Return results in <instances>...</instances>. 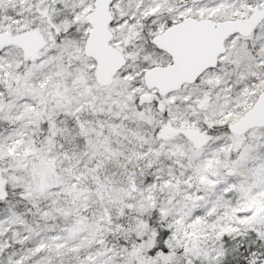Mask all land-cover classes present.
Returning <instances> with one entry per match:
<instances>
[{
    "label": "snow or ice",
    "instance_id": "6c2138e0",
    "mask_svg": "<svg viewBox=\"0 0 264 264\" xmlns=\"http://www.w3.org/2000/svg\"><path fill=\"white\" fill-rule=\"evenodd\" d=\"M0 264H264V0H0Z\"/></svg>",
    "mask_w": 264,
    "mask_h": 264
}]
</instances>
